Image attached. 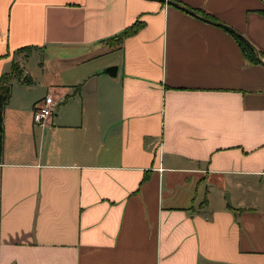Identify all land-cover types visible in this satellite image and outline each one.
<instances>
[{
	"label": "crops",
	"instance_id": "0c3cea01",
	"mask_svg": "<svg viewBox=\"0 0 264 264\" xmlns=\"http://www.w3.org/2000/svg\"><path fill=\"white\" fill-rule=\"evenodd\" d=\"M165 1L0 0V80L59 68L3 113L0 264H264V0Z\"/></svg>",
	"mask_w": 264,
	"mask_h": 264
},
{
	"label": "rangeland",
	"instance_id": "374dc122",
	"mask_svg": "<svg viewBox=\"0 0 264 264\" xmlns=\"http://www.w3.org/2000/svg\"><path fill=\"white\" fill-rule=\"evenodd\" d=\"M32 49H26L22 51V58L13 64L11 73H15L16 76L22 75L23 66H25L27 75L30 77V82L24 84H15L16 82L13 80L9 83L11 87V99H10V106L16 107L17 104H31L33 101L43 98L47 91V86L53 80L52 75L54 74L58 63L56 61H52V59L46 60L43 53L40 52H32ZM32 52V53H31ZM27 61L25 62V58L28 54ZM25 62V64H24ZM42 63L46 64L47 67L41 65ZM91 63L87 64L88 66ZM87 66V67H88ZM81 68H73L72 66L68 65L65 66L64 70V77H70L73 72L80 70Z\"/></svg>",
	"mask_w": 264,
	"mask_h": 264
},
{
	"label": "trees",
	"instance_id": "16d2710c",
	"mask_svg": "<svg viewBox=\"0 0 264 264\" xmlns=\"http://www.w3.org/2000/svg\"><path fill=\"white\" fill-rule=\"evenodd\" d=\"M141 26H142L141 23L135 22L132 26L125 29L119 36L115 37L113 39L114 42L112 43L120 42L123 38L135 34L136 32L139 31ZM231 34L233 35L234 39L240 46V49L244 57L247 59V61L251 64H260L261 60L264 59V52L255 51L253 47H251L237 33L231 32ZM26 49L29 50L30 48L20 49L18 52L25 51ZM8 82H9V76L4 74L0 80V161L3 154V141H4L3 113L11 95V87Z\"/></svg>",
	"mask_w": 264,
	"mask_h": 264
},
{
	"label": "built area",
	"instance_id": "2783aa9c",
	"mask_svg": "<svg viewBox=\"0 0 264 264\" xmlns=\"http://www.w3.org/2000/svg\"><path fill=\"white\" fill-rule=\"evenodd\" d=\"M45 100L43 104L35 106L32 112L33 123L41 127L47 124L54 111L50 99Z\"/></svg>",
	"mask_w": 264,
	"mask_h": 264
},
{
	"label": "water",
	"instance_id": "95a60500",
	"mask_svg": "<svg viewBox=\"0 0 264 264\" xmlns=\"http://www.w3.org/2000/svg\"><path fill=\"white\" fill-rule=\"evenodd\" d=\"M163 2H166V3H168V4H171V5H175V6H177L175 3H171V2H169V1H165V0H162ZM179 7V6H178ZM184 11H186V12H189V13H191L192 15H195L192 11H189V10H187V9H184ZM209 22H211V23H214L213 21H209ZM214 24H216V23H214ZM216 25H218V26H221V27H223V28H225V29H228V27H226V26H223V25H221V24H216ZM229 30V29H228ZM116 67H109L108 69H106L105 70V74H108L109 76H112V77H114L115 75H116Z\"/></svg>",
	"mask_w": 264,
	"mask_h": 264
}]
</instances>
